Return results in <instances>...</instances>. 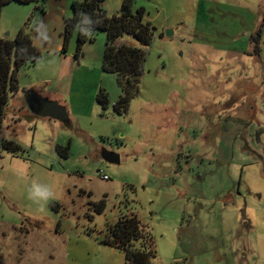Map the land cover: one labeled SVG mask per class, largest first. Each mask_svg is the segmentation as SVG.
Wrapping results in <instances>:
<instances>
[{"label":"rangeland","instance_id":"1","mask_svg":"<svg viewBox=\"0 0 264 264\" xmlns=\"http://www.w3.org/2000/svg\"><path fill=\"white\" fill-rule=\"evenodd\" d=\"M55 2L0 8V37L14 40L29 22L40 53L20 68L0 126V143L21 147H0V264H124L96 239L122 214L151 234V264H264V0H135L155 29L145 47L130 35L117 41L146 54L140 91L121 114L115 75L102 69L106 33L96 30L75 58ZM62 78L71 86L59 95ZM29 88L70 122L32 115ZM34 184L55 198L31 199Z\"/></svg>","mask_w":264,"mask_h":264},{"label":"trees","instance_id":"2","mask_svg":"<svg viewBox=\"0 0 264 264\" xmlns=\"http://www.w3.org/2000/svg\"><path fill=\"white\" fill-rule=\"evenodd\" d=\"M12 1L32 3L37 0H0V8ZM104 2L105 0H80L71 3V15L64 18V48L75 36L74 56L77 58L83 45L92 40L96 30L106 33L102 69L115 75L120 96L113 104V109L121 114L127 110L129 101L140 91V78L146 56L141 47L150 44L155 27L145 20L144 8L135 7V0H121L119 11L113 15L105 12ZM28 23L19 28L14 40L0 37V126L5 119L8 101L19 88L20 68L25 63H35L40 58V53L30 37ZM124 35L132 36L141 47L126 42L117 43ZM96 99L102 107H108L109 100L103 90L98 92ZM69 122L70 120L66 123ZM1 145L3 150L8 152L16 153L21 150L12 140L1 142L0 147ZM65 149H68V146ZM96 208L97 212L101 213L104 201L101 200ZM96 239L99 243L121 252L125 259L124 264H151L156 257L152 236L135 214H122Z\"/></svg>","mask_w":264,"mask_h":264},{"label":"water","instance_id":"3","mask_svg":"<svg viewBox=\"0 0 264 264\" xmlns=\"http://www.w3.org/2000/svg\"><path fill=\"white\" fill-rule=\"evenodd\" d=\"M172 34L173 32L171 30H167L165 32V35L169 37ZM42 86H44V84L38 85L39 88ZM23 101L28 111L34 116L40 118H50L65 123L69 121L65 107L59 105L54 100H49L47 98L41 97L33 88H29L23 91ZM100 154L102 159L106 162L119 163V156L116 153H113L106 149H102Z\"/></svg>","mask_w":264,"mask_h":264},{"label":"crops","instance_id":"4","mask_svg":"<svg viewBox=\"0 0 264 264\" xmlns=\"http://www.w3.org/2000/svg\"><path fill=\"white\" fill-rule=\"evenodd\" d=\"M73 1H80V0H60V2L58 0H56L55 5H60L59 10H60V14L62 17L65 18L66 16L71 15V3ZM118 11H119V8H118ZM105 12L108 14V12L106 10H105ZM113 14H115V13H110L108 15H113ZM47 83H44V86H42L41 88L46 87ZM70 86L71 85H68L67 81L66 80L63 81V78H62V79H60V81H58V83L55 86V90H53V91H54V93H56V91H57L59 95H63L69 91Z\"/></svg>","mask_w":264,"mask_h":264},{"label":"clouds","instance_id":"5","mask_svg":"<svg viewBox=\"0 0 264 264\" xmlns=\"http://www.w3.org/2000/svg\"><path fill=\"white\" fill-rule=\"evenodd\" d=\"M30 198L36 201H44L46 202L48 199H54V194L45 187L40 185H33L32 189L30 190Z\"/></svg>","mask_w":264,"mask_h":264},{"label":"built area","instance_id":"6","mask_svg":"<svg viewBox=\"0 0 264 264\" xmlns=\"http://www.w3.org/2000/svg\"><path fill=\"white\" fill-rule=\"evenodd\" d=\"M100 179H102V180H106V179H107V176L104 175V174H100Z\"/></svg>","mask_w":264,"mask_h":264}]
</instances>
